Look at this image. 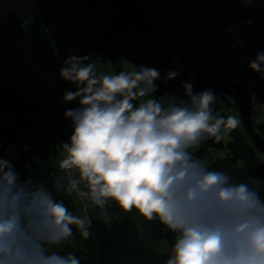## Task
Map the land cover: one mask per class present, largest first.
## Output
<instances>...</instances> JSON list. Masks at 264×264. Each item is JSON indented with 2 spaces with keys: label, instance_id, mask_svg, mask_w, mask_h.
I'll return each instance as SVG.
<instances>
[{
  "label": "clouds",
  "instance_id": "9594fccd",
  "mask_svg": "<svg viewBox=\"0 0 264 264\" xmlns=\"http://www.w3.org/2000/svg\"><path fill=\"white\" fill-rule=\"evenodd\" d=\"M60 76L76 85L65 102L73 132L60 146L54 190L83 204L71 212L44 182L21 179L9 160L0 158V264H81L73 252L56 249L74 238L92 236L89 206L107 224L115 204L158 221L174 234L165 264H264V180L247 176L233 181L210 169L193 150L208 140L224 141L240 125L234 115L214 110L211 89L186 99L156 98L160 73L143 65L70 56ZM264 72V53L250 62ZM169 71L167 79H175Z\"/></svg>",
  "mask_w": 264,
  "mask_h": 264
},
{
  "label": "trees",
  "instance_id": "16d2710c",
  "mask_svg": "<svg viewBox=\"0 0 264 264\" xmlns=\"http://www.w3.org/2000/svg\"><path fill=\"white\" fill-rule=\"evenodd\" d=\"M109 19L93 40L97 55L107 54L113 60L114 72L122 70L124 58L137 66L154 68L160 78L154 97L186 99L182 85H193V92L211 89L218 98L214 110L226 115L234 99L221 87L202 79L195 66V55L202 54L215 62L229 80L246 87L256 104L264 108V72L257 73L249 64L258 53H264V3L242 0H110ZM50 25L45 21L27 19L24 29L29 32L36 57L51 65L58 61ZM130 36L127 51L120 48L121 38ZM143 37L146 40L142 39ZM55 38V37H54ZM56 39V38H55ZM251 52L241 64L224 66L232 53ZM123 54L126 56L124 57ZM178 57L177 91L165 77ZM10 69L0 44V158L9 160L23 180L31 176L53 190L74 214L80 210L74 196L54 190V181L62 175L58 165L60 146L68 142L73 132L72 121L65 122L61 106L51 107L41 96L40 81L35 74L23 78L22 90L13 75L3 78ZM165 101L167 97H164ZM236 109V108H235ZM256 112L253 107V113ZM252 113V116H253ZM46 116L52 130L42 137L40 127ZM261 118V117H260ZM254 126L264 138V120L253 119ZM245 130V129H244ZM234 131V132H233ZM219 143L208 140L193 150L206 159L210 169L227 172L233 181L247 176L264 180V156L258 152L246 132L233 130ZM240 131V132H238ZM231 137V138H230ZM264 195V190H262ZM109 212L112 220L105 223L99 210L90 207L92 236L82 240L74 229V241L56 250L61 254L73 252L81 264H165L174 234L158 221H146L135 211L124 213L114 203Z\"/></svg>",
  "mask_w": 264,
  "mask_h": 264
},
{
  "label": "water",
  "instance_id": "95a60500",
  "mask_svg": "<svg viewBox=\"0 0 264 264\" xmlns=\"http://www.w3.org/2000/svg\"><path fill=\"white\" fill-rule=\"evenodd\" d=\"M110 10V0H0L2 22L15 30L24 29L27 19L47 22L67 59L70 56L97 59L93 40L109 19ZM221 88L234 99L240 124L264 156V138L253 123V94L226 76L221 78Z\"/></svg>",
  "mask_w": 264,
  "mask_h": 264
},
{
  "label": "rangeland",
  "instance_id": "374dc122",
  "mask_svg": "<svg viewBox=\"0 0 264 264\" xmlns=\"http://www.w3.org/2000/svg\"><path fill=\"white\" fill-rule=\"evenodd\" d=\"M242 1L243 3H264V0ZM48 30L52 33V30L50 28H48ZM130 38V36H127V38L126 35L123 36L119 44L120 48H123L125 49V51H127V44L129 43V41L126 40H129ZM142 39L146 40L145 37H143ZM52 41L56 50L58 61L55 64L48 65L36 57L35 48L31 44L30 35L26 29L15 30L14 28L9 27L6 23L0 20V44L4 49L6 58L8 59V62L10 64V69L7 71L3 78H6L9 75H13L17 79L20 88L22 90H25L23 78L26 76V74H35L40 81L41 96L43 101L51 107V110H53V108L56 106L64 107L62 108L61 115L65 122H70L71 119L65 117V112L69 109L79 108V98L72 102L64 101L65 93L69 91H76V85L71 82L65 81L60 76V70L65 66L64 62L67 58L65 52L58 45L57 40L53 37V35ZM123 56L125 57L126 55L123 54ZM251 56V52H234L229 57L224 59L223 64L226 67L241 64L249 60ZM97 59H99L101 63L109 62L112 65L114 71L113 60L110 56H108L107 54H101L97 55ZM124 62H127L134 67H139L129 62L125 58ZM180 65L181 61L178 57H175L172 61L171 69L165 72V77L167 78V74L169 71H175L176 68H178ZM195 66L196 71L202 79L207 81L209 84L221 87V78L224 73L215 65V62H213L212 59H209L202 54H196ZM168 81L173 85L174 90L177 91V88L179 87L177 79L175 78ZM254 110L256 111L253 113L254 121L256 122L257 120H264V108L260 104L254 103ZM227 115H234L239 118V113L234 107L230 111H228L225 116ZM237 129H242V133L245 132L241 124ZM51 130L52 127L50 126V122L47 120L46 116H44L42 119V126L40 127L41 136L45 137L46 133L48 134ZM235 132L237 133L236 129ZM208 165L210 167L209 162ZM74 199L79 207L80 212L82 213V202L79 201L76 197H74ZM90 207L91 206H89L88 210L90 209ZM73 241L74 238L70 242ZM164 248L169 250L166 244Z\"/></svg>",
  "mask_w": 264,
  "mask_h": 264
},
{
  "label": "flooded vegetation",
  "instance_id": "af4514ba",
  "mask_svg": "<svg viewBox=\"0 0 264 264\" xmlns=\"http://www.w3.org/2000/svg\"><path fill=\"white\" fill-rule=\"evenodd\" d=\"M67 58V57H66Z\"/></svg>",
  "mask_w": 264,
  "mask_h": 264
}]
</instances>
